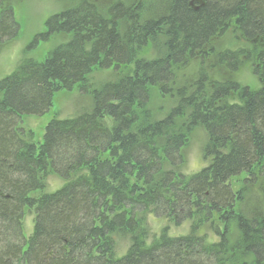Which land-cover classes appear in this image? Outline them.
<instances>
[{
    "label": "trees",
    "instance_id": "1",
    "mask_svg": "<svg viewBox=\"0 0 264 264\" xmlns=\"http://www.w3.org/2000/svg\"><path fill=\"white\" fill-rule=\"evenodd\" d=\"M198 1L172 0L164 19L141 23L132 7L116 4L105 19L81 0L48 19L47 31L35 38L44 41L61 32L71 34L70 41L42 63L22 61L0 80V264H236L237 257L247 259L240 264H264V217L226 215L239 230L232 248L227 232L207 245L193 233L169 237L163 231L148 239L143 225L146 213L156 216L158 209L180 216L189 215L198 202L207 216L232 209L228 180L264 162V0ZM232 26L251 49L245 54L255 59L261 87L218 84L209 98L201 95V105L180 93V107L168 117L140 124L137 111L145 110L149 87L168 93L173 66L203 54ZM15 29L10 9H0V39L10 38ZM158 31L166 38V56L136 62V45ZM245 54L240 49L218 59L234 72ZM131 64L133 74L92 91L89 112L51 120L41 141L18 129L21 117L42 116L54 93L85 84L92 70ZM200 78L203 83L204 75ZM80 90L86 92L84 86ZM230 94L236 102L215 106ZM189 107L190 123L208 133L205 155L211 163L187 179L175 178L161 168L163 162L179 164L185 138L172 132L173 121ZM51 177L61 186L50 191ZM25 210L34 216L28 237ZM117 235L131 236L121 258L113 252Z\"/></svg>",
    "mask_w": 264,
    "mask_h": 264
},
{
    "label": "rangeland",
    "instance_id": "2",
    "mask_svg": "<svg viewBox=\"0 0 264 264\" xmlns=\"http://www.w3.org/2000/svg\"><path fill=\"white\" fill-rule=\"evenodd\" d=\"M85 3L95 7L97 13L109 19V10L116 4L131 8L141 18V23L158 22L167 15L172 0H83ZM81 0H0V9H10L13 30L10 38L0 39V80L9 76L22 61L44 62L49 52L57 46L66 44L72 38L71 34L51 33L44 41H37L36 36L44 34L47 29L45 23L52 16L75 8ZM201 3V0L198 1ZM118 30L125 31L120 22ZM233 27V28H232ZM216 35L206 47L203 54L188 58L183 64L173 66L172 81L167 85L168 93H163L160 86L149 87L148 101L144 111H137L140 124L144 122H158L164 120L170 113L180 107V95L188 100L196 98V103H205L201 95L207 99L212 89L218 84H235L240 88L258 90L261 83L254 74L257 67L251 49L244 44L240 34L234 26ZM15 34V35H14ZM243 50L245 55L238 58L237 69L232 72L225 63L218 59L219 54ZM136 62L148 63L160 60L166 56V38L159 31L154 36L145 37L143 44L135 47ZM135 65L119 66L107 70L94 69L87 76L85 84H76L71 91L60 90L52 96L51 106L42 116L30 115L20 118L18 129L28 134L32 132L36 139H42L44 128L53 119H69L91 110L92 91L102 85L114 82L126 74L134 72ZM201 74L205 81L200 82ZM84 86L86 92L80 87ZM201 88V89H200ZM181 93V94H180ZM237 101V97L230 94L227 99L216 103L215 106ZM191 108H186L182 114L173 121L172 132L183 133L185 138L184 147L178 151L179 164L170 165L163 162L162 171L172 172L175 178H189L199 173L211 163V158L205 155L209 142V136L205 127L201 124L193 125L189 121ZM138 123V124H139ZM110 124V123H108ZM111 127V126H110ZM160 144V143H158ZM162 146V144H161ZM162 155V154H161ZM56 178L51 177L48 181V189H57L61 184ZM134 183V180H132ZM141 185V184H140ZM227 185L234 194L232 209L221 211L222 214H211L207 216L206 209L198 205L189 207V215L182 212L168 214L163 209H158L156 216L146 213L143 223L148 239L157 238L165 231L169 237H185L195 235L204 239L205 244H215L221 241L219 235L227 232V245L232 248L239 236V230L231 223L228 215L230 212L239 213L247 219L264 217V162L261 167L255 166L250 172L241 173L231 177ZM202 205V204H201ZM206 206V205H205ZM140 215L141 213H136ZM222 215H224L222 217ZM139 217V216H138ZM182 217V218H181ZM33 214L25 210L23 220V232L28 237L33 227ZM147 239V240H148ZM130 235H117L114 237L113 252L115 258L123 257L131 246ZM228 249L227 257L233 253ZM237 256V255H236ZM236 264L247 261L245 258L237 257Z\"/></svg>",
    "mask_w": 264,
    "mask_h": 264
}]
</instances>
